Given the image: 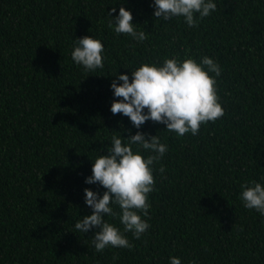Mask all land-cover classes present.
<instances>
[{"label":"trees","instance_id":"obj_1","mask_svg":"<svg viewBox=\"0 0 264 264\" xmlns=\"http://www.w3.org/2000/svg\"><path fill=\"white\" fill-rule=\"evenodd\" d=\"M214 2L190 28L183 18L156 19L152 0H0V264H170L171 256L181 264H264V216L239 199L241 183L264 185V0ZM121 4L145 41L108 27L107 14ZM84 35L103 43L102 69L86 72L71 59ZM186 54L219 63L225 115L195 136L178 138L150 120L141 126L168 146L154 165L150 219L142 217L150 228L140 239L125 233L132 250L97 253L95 229L74 227L91 213L84 189L104 191L85 183L91 160L113 135L138 131L110 111L113 76L131 80L142 62Z\"/></svg>","mask_w":264,"mask_h":264},{"label":"clouds","instance_id":"obj_2","mask_svg":"<svg viewBox=\"0 0 264 264\" xmlns=\"http://www.w3.org/2000/svg\"><path fill=\"white\" fill-rule=\"evenodd\" d=\"M150 6L156 19L183 18L190 28L198 26L200 19L217 9L214 0H152ZM114 12L113 7L107 14L111 17L108 27L116 34H124L137 42L147 39L146 31L136 29L131 11L123 4L118 14L112 16ZM104 50L99 39L84 35L76 39L70 55L76 65L92 72L104 67ZM220 74L221 67L214 58L205 55L197 61L186 54L182 59L166 56L162 62H142L131 70V80L125 73L113 76L110 88L116 99L111 102L110 111L113 115L128 117L138 131L127 137L113 135L105 154L91 160V175L85 178V183L99 184L104 191L101 194L84 189V201L91 213L81 216L74 227L83 234L95 229L92 243L97 253L109 247L132 250L134 244L125 233L140 239L150 228L148 220L142 217L150 219L149 194L156 183L154 165L160 163L168 146L157 135L139 131L141 126L150 120L165 125L178 138L189 133L199 134L202 125L214 123L225 115L217 88ZM123 138H127L126 143ZM142 152L148 153L147 156ZM164 170L160 164L158 171ZM240 188L243 206L264 216V185L253 179L241 183ZM113 205L118 206V212ZM106 217L118 219L123 229ZM118 258L114 253L112 259ZM169 261L181 264L177 256H171Z\"/></svg>","mask_w":264,"mask_h":264}]
</instances>
